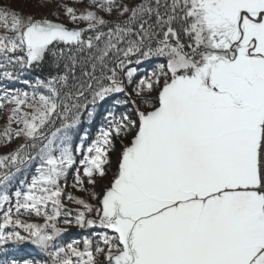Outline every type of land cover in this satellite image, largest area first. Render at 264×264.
<instances>
[{
  "label": "snow or ice",
  "instance_id": "snow-or-ice-1",
  "mask_svg": "<svg viewBox=\"0 0 264 264\" xmlns=\"http://www.w3.org/2000/svg\"><path fill=\"white\" fill-rule=\"evenodd\" d=\"M0 92V264H264V0H0Z\"/></svg>",
  "mask_w": 264,
  "mask_h": 264
},
{
  "label": "trees",
  "instance_id": "trees-1",
  "mask_svg": "<svg viewBox=\"0 0 264 264\" xmlns=\"http://www.w3.org/2000/svg\"><path fill=\"white\" fill-rule=\"evenodd\" d=\"M14 6H19V5H14ZM25 11H29L31 9L29 8H25L24 9ZM43 76V73H40L38 71H33V72H29V73H25L24 76L21 78L24 79V78H27L29 79L30 81H33L38 78V77H41L42 78ZM7 87L8 89L12 90V89H16V88H19V89H23V90H28L27 86L24 85L22 82H8L7 83ZM0 94H2V92H0ZM111 103V101H109V104ZM105 107H107V105H105ZM102 112H103V109H101L96 117H95V120L94 122L89 126V125H85V127H88L89 129V132L91 134L90 138H93L96 131L98 130V128L101 126L102 124ZM3 120L0 119V124H3ZM21 141H16L15 143H13L12 145L10 146H0V154H6L8 151L10 150H14V148L16 147V144L20 143ZM78 143V141H77ZM86 146V145H85ZM34 167L35 166H32L28 172H29V177L31 174L34 173ZM75 169L71 170L67 176V180H66V183L68 185V188H67V191L71 192L73 195H76V196H80L81 193L77 192L75 189L72 188V184H73V173H74ZM109 175L111 176V171L109 172ZM16 187H19V185H15ZM11 190H14V188L10 189ZM68 208L70 209H75L77 207V205L75 204H68L67 205ZM24 219H30L28 217H23ZM34 222H42V221H39V220H35ZM83 235H85V233L81 232V230L75 228V227H72L68 230V232L63 236V242L67 243V242H71L73 240H80L83 238ZM11 248V246H9ZM16 254H17V257L18 258H30V259H36V260H40L41 259V256L40 254L38 253L37 250L34 249V247L30 244H26V245H23L21 246L18 250H16Z\"/></svg>",
  "mask_w": 264,
  "mask_h": 264
}]
</instances>
